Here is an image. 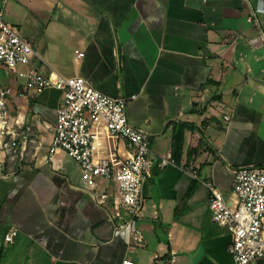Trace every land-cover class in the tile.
<instances>
[{
  "label": "crops",
  "instance_id": "1",
  "mask_svg": "<svg viewBox=\"0 0 264 264\" xmlns=\"http://www.w3.org/2000/svg\"><path fill=\"white\" fill-rule=\"evenodd\" d=\"M9 1L44 26L18 28L42 73L81 75L129 98V123L148 133L153 167L139 242L113 231L116 182L96 177L89 187L67 152L49 158L62 91L24 96L27 80L1 66L15 132L0 142L18 144L13 157L0 143V264H235L208 184L229 199L237 168L264 165V0ZM183 129L179 159L159 166ZM110 152L127 156L126 141L108 139ZM11 228L17 235L6 242Z\"/></svg>",
  "mask_w": 264,
  "mask_h": 264
},
{
  "label": "built area",
  "instance_id": "2",
  "mask_svg": "<svg viewBox=\"0 0 264 264\" xmlns=\"http://www.w3.org/2000/svg\"><path fill=\"white\" fill-rule=\"evenodd\" d=\"M8 0H1L4 5ZM3 8V7H2ZM0 8V67L26 78L29 92L39 93L47 88L62 91L63 99L57 109L55 132L49 158L63 150L71 155L83 170L84 182L93 187L94 179L102 177L117 183L113 213L109 220L114 232H126L131 239L142 241L136 229V220L145 209L143 187L152 174V150L146 131L129 123L127 105L129 98L111 97L96 89L81 75H49L41 72L34 63L37 57L31 41L19 34L17 28L4 19ZM83 56V52L78 53ZM26 64V71H19V64ZM12 89L0 82V137L13 135L6 112ZM15 124H20L16 119ZM123 139L129 153L105 154L107 140ZM13 157L17 156V140L0 142ZM159 166L175 164L171 153L160 157ZM196 175V174H195ZM211 197L209 208L213 219L225 226L232 235L231 251L235 264H264V165L239 167L234 172L233 191L225 199L220 189L208 184ZM107 192L97 196L105 202ZM125 214L128 217H125ZM17 229L5 234L6 242H13ZM121 264H143L124 259Z\"/></svg>",
  "mask_w": 264,
  "mask_h": 264
},
{
  "label": "rangeland",
  "instance_id": "3",
  "mask_svg": "<svg viewBox=\"0 0 264 264\" xmlns=\"http://www.w3.org/2000/svg\"><path fill=\"white\" fill-rule=\"evenodd\" d=\"M3 14H4V19L7 22V20H9L10 18H15V21L13 23H15L14 25L17 27V29L21 27V31L23 28L34 31L36 33H39L40 30H42L44 28V26H42L43 24H40L39 19H35V17L37 18V16L33 15L30 11H27L26 13V17L23 16H19L18 15V8L14 6V4H11V1H7L4 5H3ZM21 22H20V20ZM21 23V26H18V24ZM24 26V27H23ZM23 27V28H22ZM18 29L19 34L20 31ZM39 31V32H38ZM23 33V32H22ZM19 71H26L27 70V65L26 64H19ZM18 78L21 81L26 80L25 77H23L21 74H17Z\"/></svg>",
  "mask_w": 264,
  "mask_h": 264
},
{
  "label": "trees",
  "instance_id": "4",
  "mask_svg": "<svg viewBox=\"0 0 264 264\" xmlns=\"http://www.w3.org/2000/svg\"><path fill=\"white\" fill-rule=\"evenodd\" d=\"M183 133L184 129L183 132L176 134L175 141L173 142V157L177 160L179 159V155L182 153V148L184 147ZM191 151H195V149Z\"/></svg>",
  "mask_w": 264,
  "mask_h": 264
}]
</instances>
